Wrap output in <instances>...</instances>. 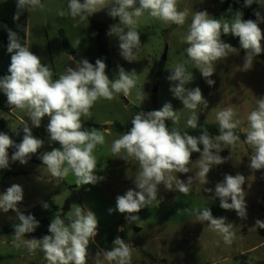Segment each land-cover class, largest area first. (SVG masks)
I'll return each mask as SVG.
<instances>
[{"label": "clouds", "instance_id": "clouds-1", "mask_svg": "<svg viewBox=\"0 0 264 264\" xmlns=\"http://www.w3.org/2000/svg\"><path fill=\"white\" fill-rule=\"evenodd\" d=\"M178 3L179 0H112L111 5H108L106 0H69L67 10H60L58 15L84 20L109 8L108 15L113 19L119 18V22L110 26L107 35L118 38L120 55L126 61L133 62L141 46L138 18L147 13L163 23L182 26L189 12L187 9L180 10ZM259 3L260 0H244L243 7ZM44 7L42 0H17L18 14L25 9ZM253 11L255 19H244L243 12L238 10L231 21L210 18L206 10L192 14L187 34L183 38L188 45V59L170 69L171 74L167 77L173 82L170 91L174 98L179 99L184 108L193 111L187 120L188 126L197 127L199 117L195 110L201 106L203 110L207 109L208 102L200 87H186L193 81V73L187 70L186 65L193 63L207 84L214 85L215 81L209 79L215 72L214 65L233 53L238 55L240 51L222 39V35L230 34L239 38L240 48L244 50L242 68L245 71L251 69L255 58L264 52V30L260 26L264 24V13L256 9ZM7 51L11 54L10 64L8 74L0 78V91L6 96L9 106L25 111L28 119L21 127L24 135L18 144L9 135L0 132V169L9 168L10 162L18 161L25 165L37 154L44 141L33 135L32 128H39L42 120L47 117L49 142L59 147L40 154L39 159L52 179L63 181L72 173L78 187L94 186L103 181L105 177L97 175L98 165L94 152L98 146L104 145L105 136L95 127H84L83 118H90L91 108L101 98L111 101L117 94L127 97L136 86L135 70L127 72L119 67L118 76L110 79L103 59L98 58L93 64L87 58L76 60L71 56L75 67H67L64 74L54 80L49 66L29 47L22 45L15 32L10 31L8 34ZM236 115L232 107L217 113L220 135L216 139L225 148L231 149L240 139L235 132L240 124L239 120L233 119ZM179 120L178 112L170 102H166L159 110L135 114L131 119L130 130L113 141L111 152L119 154L125 161H136L138 172L133 181L135 188L117 195L115 209L109 208V214L118 211L126 216L129 224L134 223L140 220L138 213L142 209L153 201L159 204L163 201L160 196L161 186L165 191H172L175 186L187 195L192 190L195 177L206 184L212 167L231 159V155L222 157L219 154L224 148L213 141L207 129L195 137L187 132L182 133L176 127L170 129L166 124V121H171L175 125ZM247 121L249 128L245 143L253 149L248 167L252 172L264 170V97L258 98L257 107L248 114ZM10 148L15 149L11 156ZM193 153L200 154L195 161L192 160ZM193 163L197 166L195 176H188L185 181L174 175L191 173L190 166ZM245 183L246 177L240 173L225 174L223 181L215 185L212 199L218 197L222 209L234 210L239 218L247 219ZM204 191L211 193L213 189L205 188ZM23 198L20 184L14 183L0 193V211L15 212L19 221L14 225L16 246H26L31 253L39 248L47 264H89V247L95 243L98 234L99 221L96 214L84 206L74 204L69 224L66 225L64 219L55 215L48 227L51 235L24 240L26 233L36 230L39 221L18 207ZM48 207L47 203L43 204L44 209ZM197 219L200 222L207 221L225 243L232 242L235 233L231 231L232 224L226 223V218H214L210 208H207L198 212ZM254 226L264 229V221L257 219ZM119 231H123V227ZM112 245L111 250L98 247L92 256V264H101L102 258L110 264H131L129 244L117 236Z\"/></svg>", "mask_w": 264, "mask_h": 264}, {"label": "rangeland", "instance_id": "rangeland-1", "mask_svg": "<svg viewBox=\"0 0 264 264\" xmlns=\"http://www.w3.org/2000/svg\"><path fill=\"white\" fill-rule=\"evenodd\" d=\"M227 0H179L180 10L189 12L184 25L166 24L150 17L147 13L138 18L137 29L140 32L141 46L136 51V61L128 62L120 55L119 41L114 36H108L111 25L117 24L119 18L113 19L108 15L109 8L95 13L96 20L106 27L108 51L111 66L106 73L110 79L118 76L119 67L125 71L135 70L136 86L125 97L117 94L111 101L103 98L97 100L90 110V118L84 117V127L97 128L104 136L105 143L98 146L94 152L97 160V175L105 179L96 185H76V177L70 173L63 181H55L47 168L39 159L40 154L51 151L58 144L49 142L46 126L48 118L42 120L39 128H32L35 137L44 141V145L33 155L27 164L18 161L10 162L7 169H0V175L11 171H20L23 175L9 176L0 183V193L12 184H20L24 198L18 207L26 215L35 216L39 224L42 218L50 222L55 215L69 219L72 205L84 206L92 210L99 221L98 234L95 243L89 247V264L97 248L111 250L113 240L119 236L131 248V264H254L264 262V229L255 227L257 219L264 221V170L252 172L248 167L249 156L253 149L239 140L231 149L225 148L217 136L213 138L224 148L219 154L229 157L225 163L213 166L204 184L195 177L192 190L185 195L174 186L172 191H165L161 186L160 196L163 201L159 204L153 201L142 209L138 215L140 220L129 224L124 214L108 209H115L116 196L126 190L135 188L134 178L138 172V164L134 160L125 161L120 155L111 152V145L123 133L116 131L114 124L132 126L131 119L137 110H159L166 102H170L180 117L178 124L166 121L179 130L189 131L195 128L188 126L187 120L193 111L184 108L179 99L174 98L170 87L173 82L167 77L178 63L188 59V45L183 38L195 11L206 10L211 17L221 10ZM69 0H42L43 9L30 10L28 20L27 47L41 57L53 72V79L64 74L67 67H75L72 57L98 59L97 41L92 32L89 19H73L70 16L61 17L60 10H67ZM112 0H106L111 5ZM264 13V0L259 3ZM223 21V20H222ZM231 21V20H228ZM262 30L264 27L260 25ZM62 33L66 35L75 55H70L64 48ZM231 37L232 35H222ZM78 41H80L78 45ZM78 46V47H77ZM244 55L231 54L229 58L214 65L215 72L209 78L215 81L209 86L206 79L195 65L189 62L186 68L193 73V81L186 87H200L208 102V108L202 106L195 110L199 117L198 125L219 124L217 113L226 107H232L236 112L234 120L240 124L236 129L246 133L249 124L248 114L257 107L258 98L264 97V61L256 57L253 67L247 71L242 68ZM78 60V59H76ZM28 119L27 113L14 109L10 114L0 111V132L10 136L15 143L23 138V122ZM15 151L9 149V156ZM223 153V154H222ZM197 159H194L195 161ZM102 167V170H101ZM192 172L175 174L181 180L197 172L193 163ZM258 172L261 177L258 176ZM240 173L246 177L243 186L246 191L247 219H241L234 210H224L220 207L219 198L214 196L215 185L222 182L225 174ZM205 188L213 189L209 193ZM229 202H231L229 200ZM49 205L48 209L43 204ZM210 208L214 218L224 217L226 223L232 224L231 231L235 233L230 244L225 243L222 236L209 227L207 221L197 219L199 211ZM19 221L16 213L0 211V231L6 233L0 236V264H47L43 251L39 248L35 253L28 251L26 246H16L14 225ZM67 225V224H66ZM123 227V231L119 229ZM37 238L26 233L24 240ZM39 239V238H37ZM245 253L241 255L242 253ZM101 264H110L101 260ZM115 264V262H111Z\"/></svg>", "mask_w": 264, "mask_h": 264}, {"label": "trees", "instance_id": "trees-1", "mask_svg": "<svg viewBox=\"0 0 264 264\" xmlns=\"http://www.w3.org/2000/svg\"><path fill=\"white\" fill-rule=\"evenodd\" d=\"M244 0H227L221 10L216 15V19L220 20H232L235 15L237 14V11L243 12V18L244 19H255L254 16V9L262 12V9L260 5L253 4L251 7L245 8L243 7ZM263 13V12H262ZM92 32L96 38L97 41V49H98V58L103 59L106 65L110 68L111 66V60H110V54L108 51V43H107V36H106V27L104 24L97 22L95 14L88 17ZM28 20H29V9H25L23 11H20L18 14L17 10V0H0V78H2L4 75H7V69L10 64V55L7 51V44H8V34L9 32H15L17 33V36L19 38V41L22 45L27 46V35H28ZM264 27V24H261ZM63 42H64V48L70 55H75L74 49L70 46L68 39L65 34L62 33ZM224 42L231 44L233 47L240 49V53L245 55L244 50L240 48L239 38L238 37H226L224 36ZM261 60L264 61V52H262L259 56H257ZM76 59L80 60L81 58L76 57ZM90 61V60H89ZM96 60H91L90 62L95 64ZM15 108L9 106L7 102L6 96L3 94L2 91H0V111L4 113L10 114ZM137 112L143 111L147 112L145 110H138ZM169 128H173L174 126L166 123ZM85 125V124H84ZM114 127L117 132L119 133H125L130 130L131 126H122L120 124H114ZM207 129L208 133L212 138L215 136H219V124H205L202 123L199 126H197L195 129L184 131L180 130L182 133L187 132L189 135L198 137L201 135L202 130ZM236 134L240 137L239 140H242L245 142L246 133L242 132L241 130L235 129ZM248 146V145H247ZM249 147V146H248ZM202 148V145H201ZM215 151V149L213 150ZM223 154V153H222ZM199 153H193L192 160L199 158ZM22 173L19 172H7L2 173L0 175V182H2L4 179H6L9 176H19ZM258 176L261 177V174L258 172ZM264 198V194H263ZM65 224H69V219H64ZM50 221L46 219L45 217L42 218L39 226L36 228L33 234L37 238H42L44 235H51V233L48 231ZM6 231L1 230L0 236L4 235ZM247 264V263H244ZM254 264H264V262H258Z\"/></svg>", "mask_w": 264, "mask_h": 264}, {"label": "crops", "instance_id": "crops-1", "mask_svg": "<svg viewBox=\"0 0 264 264\" xmlns=\"http://www.w3.org/2000/svg\"><path fill=\"white\" fill-rule=\"evenodd\" d=\"M13 172H19V173H22V172H20V171H13ZM20 175H23V174H20ZM20 175H19V176H20ZM14 177H15V176H14ZM4 180H5V179H4ZM4 180H3V181H4ZM3 181H2V182H3ZM0 183H1V182H0ZM243 254H245V253L243 252L241 255H243Z\"/></svg>", "mask_w": 264, "mask_h": 264}]
</instances>
